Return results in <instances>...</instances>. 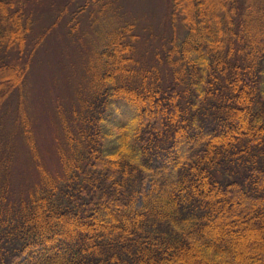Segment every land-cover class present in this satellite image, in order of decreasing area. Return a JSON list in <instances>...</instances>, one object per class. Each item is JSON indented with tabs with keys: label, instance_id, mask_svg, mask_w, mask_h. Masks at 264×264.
Returning a JSON list of instances; mask_svg holds the SVG:
<instances>
[{
	"label": "trees",
	"instance_id": "1",
	"mask_svg": "<svg viewBox=\"0 0 264 264\" xmlns=\"http://www.w3.org/2000/svg\"><path fill=\"white\" fill-rule=\"evenodd\" d=\"M29 1L0 0V110L16 115L0 133V264H264V0H171L152 60L117 0L68 13L89 39L75 97L48 113L57 173L24 101L46 37L26 57ZM17 130L38 178L9 200Z\"/></svg>",
	"mask_w": 264,
	"mask_h": 264
},
{
	"label": "rangeland",
	"instance_id": "2",
	"mask_svg": "<svg viewBox=\"0 0 264 264\" xmlns=\"http://www.w3.org/2000/svg\"><path fill=\"white\" fill-rule=\"evenodd\" d=\"M84 2L85 0H32L27 3L28 12L34 19V31L29 38L26 57L31 54L36 38L45 34L46 37L42 46L37 48L32 56L31 68L26 76L24 101L29 114L34 118L33 128L39 160L47 170L55 173L58 172L60 165L55 150L57 143L55 137L58 134L48 113L57 99L60 98L61 101L59 99L56 105L63 104L69 107L72 98L75 97L86 49L85 40L89 37L81 42L69 35L67 14L73 10L78 11ZM170 7L171 0H117L112 7L118 9L116 12L122 16V20L137 19L141 37L139 46L146 60H152L156 47L172 38ZM113 13L110 12V15ZM80 20L79 29L87 32L90 29L88 15H83ZM178 26L181 34H184L182 26ZM16 53L12 50L9 54ZM16 103L15 97L14 111L17 108ZM15 117L12 108L0 110V133L6 134L5 137L11 135ZM15 140L16 156L12 157L8 173L12 190L9 200L18 199L38 178L36 160L29 154L28 147L22 143V134L19 130L15 133ZM7 147L10 145L7 144ZM141 205L140 197L137 207Z\"/></svg>",
	"mask_w": 264,
	"mask_h": 264
}]
</instances>
